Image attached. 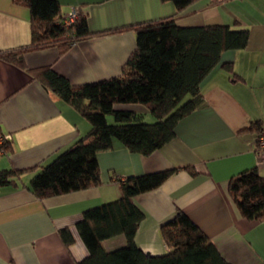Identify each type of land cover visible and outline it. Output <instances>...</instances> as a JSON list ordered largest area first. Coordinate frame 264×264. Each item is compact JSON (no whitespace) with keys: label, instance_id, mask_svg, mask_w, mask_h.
Returning <instances> with one entry per match:
<instances>
[{"label":"crops","instance_id":"obj_1","mask_svg":"<svg viewBox=\"0 0 264 264\" xmlns=\"http://www.w3.org/2000/svg\"><path fill=\"white\" fill-rule=\"evenodd\" d=\"M61 13L81 6L90 31L174 15L163 0H59ZM181 25L229 24L249 29L245 48L225 50L201 82L204 103L180 119L175 137L148 155L128 150L114 139L98 152L100 183L86 189L37 198L26 186L40 165L51 161L80 136L90 121L33 77L30 70L51 66L73 85L119 76L136 47L132 30L94 34L60 54L50 46L27 51V69L0 58V134L11 149L0 156L3 168H30L14 185L0 187V264H77L88 254L76 223L83 212L121 194L129 175L178 168L158 188L133 201L144 211L135 239L149 254L167 247L160 225L181 209L233 264L264 263V220L243 217L228 191L229 179L256 167L257 131L264 125V0H197L179 14ZM31 42L30 11L13 0H0V51ZM224 64H230L227 66ZM123 107L150 113L140 104ZM190 166L193 172L185 167ZM69 228L65 245L59 230ZM122 234L105 239V249L125 244Z\"/></svg>","mask_w":264,"mask_h":264},{"label":"trees","instance_id":"obj_2","mask_svg":"<svg viewBox=\"0 0 264 264\" xmlns=\"http://www.w3.org/2000/svg\"><path fill=\"white\" fill-rule=\"evenodd\" d=\"M170 1L176 8L174 15L92 32L81 6L77 8L76 21L64 25L59 0H13L30 11L31 42L0 51V58L25 69L27 51L56 46L62 54L76 41L94 34L132 30L136 42L121 74L116 77L73 85L51 66L30 70L46 89L78 110L91 124L86 134L39 166L26 186L37 198L99 184L97 154L112 148L114 139L131 152L143 155L172 140L178 121L204 103L201 82L219 63L223 51L246 47L248 28L222 23L181 25L179 14L197 0ZM128 104L145 106L154 121H145L141 113L123 107ZM251 128L257 131L258 137L264 125L256 121ZM10 149L9 140L3 139L0 156ZM185 168L193 172L192 167ZM29 169H1L0 187L16 184ZM177 169L129 175L120 180L118 198L86 209L76 229L88 254L77 264H233L181 209L160 225V235L167 247L165 252L149 254L137 244L135 235L145 214L133 198L158 188ZM228 191L243 217L264 220V175L256 167L233 175ZM119 234L124 235L125 244L105 249L103 241ZM59 235L65 245L74 241L67 227L60 229Z\"/></svg>","mask_w":264,"mask_h":264},{"label":"built area","instance_id":"obj_3","mask_svg":"<svg viewBox=\"0 0 264 264\" xmlns=\"http://www.w3.org/2000/svg\"><path fill=\"white\" fill-rule=\"evenodd\" d=\"M78 17V11L76 8H73L69 13L65 14L61 21L64 25H70L76 21ZM3 139H9V136L0 135V142ZM257 152L259 154L260 162L264 163V128L260 132L256 141Z\"/></svg>","mask_w":264,"mask_h":264},{"label":"rangeland","instance_id":"obj_4","mask_svg":"<svg viewBox=\"0 0 264 264\" xmlns=\"http://www.w3.org/2000/svg\"><path fill=\"white\" fill-rule=\"evenodd\" d=\"M144 120L151 122V121H154V117L150 113H145Z\"/></svg>","mask_w":264,"mask_h":264}]
</instances>
